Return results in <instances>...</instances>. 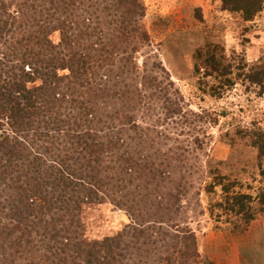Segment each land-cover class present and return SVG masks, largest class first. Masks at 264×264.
Wrapping results in <instances>:
<instances>
[{"label":"trees","instance_id":"trees-1","mask_svg":"<svg viewBox=\"0 0 264 264\" xmlns=\"http://www.w3.org/2000/svg\"><path fill=\"white\" fill-rule=\"evenodd\" d=\"M220 1L246 21L264 8ZM145 16L144 0H0V264H200L196 234L178 220L186 176L174 173L203 149L200 114L158 57L141 62L151 46ZM196 60L217 81L212 95L237 79L264 90L263 61H230L219 45ZM186 128L192 145L170 146L167 131ZM240 133L264 174V123ZM212 174L206 192L222 191L211 217L245 231L264 192L257 208L235 181ZM106 203L128 221L90 238L85 210Z\"/></svg>","mask_w":264,"mask_h":264},{"label":"rangeland","instance_id":"rangeland-1","mask_svg":"<svg viewBox=\"0 0 264 264\" xmlns=\"http://www.w3.org/2000/svg\"><path fill=\"white\" fill-rule=\"evenodd\" d=\"M144 3V24L151 46L142 51L141 62L146 55L158 57L186 107L200 114L198 128L202 129L203 149L190 162L174 167L175 174L182 168L186 180L181 182L187 187L178 220L195 232L200 264H264V208L245 231L234 233L225 220L218 225L209 211L210 203L219 199L222 187L217 186L215 194L205 190L213 179L212 173H222L237 183L238 190L251 194L257 208L262 205L264 174L258 150L242 136L240 129L253 126L254 122L264 123V90L237 79L231 89L218 97L210 92V86L217 81L204 76L203 67L201 72L196 71L197 51L207 50L208 45H219L230 61L264 62V8L253 20L246 21L240 13L224 9L220 0ZM223 111L227 115H221L215 124L212 119ZM167 132L173 138L170 146L187 147L193 143V137L187 135L188 128L181 136L173 134L176 130ZM261 162L264 168V161ZM85 212L90 238L114 234L128 221L124 212L109 203L93 205Z\"/></svg>","mask_w":264,"mask_h":264}]
</instances>
